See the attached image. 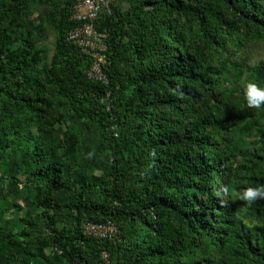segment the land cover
<instances>
[{"label": "trees", "instance_id": "1", "mask_svg": "<svg viewBox=\"0 0 264 264\" xmlns=\"http://www.w3.org/2000/svg\"><path fill=\"white\" fill-rule=\"evenodd\" d=\"M121 1L94 23L98 79L69 39L77 0H0V185L39 210L37 228L0 215V251L8 264H264V199L216 194L264 185V110L243 94L264 86V62L245 56L264 43V0ZM108 223L115 236H89Z\"/></svg>", "mask_w": 264, "mask_h": 264}, {"label": "rangeland", "instance_id": "2", "mask_svg": "<svg viewBox=\"0 0 264 264\" xmlns=\"http://www.w3.org/2000/svg\"><path fill=\"white\" fill-rule=\"evenodd\" d=\"M57 1L63 2L64 0H57ZM120 2L123 3V8L126 10V8L128 7L126 2L121 1V0H115L114 4L117 6L120 4ZM28 11H30L29 17L33 22L35 21L40 26L41 25L45 27L47 26L46 27L47 32L45 33V38H46L45 45L48 49L49 57L51 58L55 50L53 47L55 46L54 44H55L56 38H55L54 32L50 30L48 24H46V21L43 18L44 15L48 11V7H45V6L41 7V6L35 5V6H32L30 10ZM245 56L249 59L250 63H258L261 61L264 62V43H256V44L249 45V47L245 50ZM81 127H82L81 131H82V134L84 135L85 141H87L90 144L93 143L94 146L97 145L99 140H98V132H97V129L95 128V125L93 123H90V121H87V123ZM86 149H87V146L85 145V148L83 147V152H84L83 157L84 158L87 157ZM93 165L99 166L97 170H101V167H100V165H102L101 159L99 158L98 161L94 163ZM20 187H22V185H20ZM6 190H8L6 185L4 186L0 185V200L4 199L5 203H7L5 213L0 211V215L4 216V218H8V220L10 221H13L15 217L21 219V217H23L24 215L30 216L31 221L35 224V228H37L38 226L36 224H38L37 218H39V212H38L39 210L34 208V206H32L31 203L28 201L30 197V193L26 192L23 195H19L17 198L18 205L13 207L12 199L9 197H5L7 196ZM17 203L15 202V204ZM241 210L243 211V209ZM56 218H57L56 220L57 232L61 233L63 232V228H61L63 220H58V216H56ZM246 222L249 223L247 219H246ZM109 224L111 223H108L107 225ZM19 227L20 226H17V227L14 226L12 228V231L15 232V234H17V232L19 231ZM87 231H88L89 236L90 235L96 236L99 234V231L103 232L99 228H95V229L90 228ZM2 253L4 252L0 251V264H8L6 256ZM43 253L46 258H49L52 255L49 249L43 250Z\"/></svg>", "mask_w": 264, "mask_h": 264}, {"label": "built area", "instance_id": "3", "mask_svg": "<svg viewBox=\"0 0 264 264\" xmlns=\"http://www.w3.org/2000/svg\"><path fill=\"white\" fill-rule=\"evenodd\" d=\"M115 0H77V5L74 10L73 19L78 22V26L69 34V39L75 43L86 54L95 56L94 63L90 69L91 76L103 79L101 73V65L105 63L104 56H101L97 50L103 51L100 45V35L94 30V23L104 13H111ZM90 228H99L96 236L113 237L117 233V229L113 224L105 226H89Z\"/></svg>", "mask_w": 264, "mask_h": 264}, {"label": "clouds", "instance_id": "4", "mask_svg": "<svg viewBox=\"0 0 264 264\" xmlns=\"http://www.w3.org/2000/svg\"><path fill=\"white\" fill-rule=\"evenodd\" d=\"M243 94L248 108L264 110V86L249 81L243 87ZM216 194L218 196H231L240 201H245L248 206H251L258 199H264V185L250 186L241 191H237L233 185H222L221 191H218Z\"/></svg>", "mask_w": 264, "mask_h": 264}]
</instances>
